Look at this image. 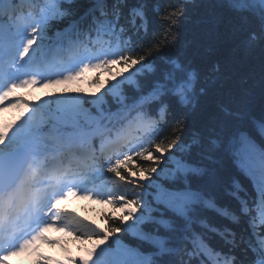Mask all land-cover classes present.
<instances>
[{
    "label": "snow or ice",
    "instance_id": "obj_1",
    "mask_svg": "<svg viewBox=\"0 0 264 264\" xmlns=\"http://www.w3.org/2000/svg\"><path fill=\"white\" fill-rule=\"evenodd\" d=\"M193 7L208 9L204 32L223 13L245 48L264 51V0H0V112L28 113L0 126V264L24 253L37 264H264V111L252 113L248 79L225 90L218 61L202 70L187 56H164ZM104 71L111 80L98 94L35 105L17 96ZM259 81L264 105V58ZM213 91L231 103L204 113L185 138L189 115ZM225 156L247 186L225 183ZM74 197L111 205L106 226L59 207ZM208 212L227 223H211ZM51 230L87 255L40 253V242L58 243Z\"/></svg>",
    "mask_w": 264,
    "mask_h": 264
},
{
    "label": "trees",
    "instance_id": "obj_2",
    "mask_svg": "<svg viewBox=\"0 0 264 264\" xmlns=\"http://www.w3.org/2000/svg\"><path fill=\"white\" fill-rule=\"evenodd\" d=\"M131 2L136 3L137 0H131ZM143 2L151 6L157 3H166L168 0H143ZM206 2L207 0H195L196 4ZM149 10L151 11V7ZM207 11L208 9L205 7H193L189 10L190 19L179 25V39L176 46L168 49L164 56L165 58L172 56L181 59L187 56L194 66L202 70L205 68V61H218L226 78L225 90L241 78L248 79L251 84V111L258 118L264 111V105L261 104L260 100L259 81V67L262 58H264V51L259 46L251 49L245 48L242 45L244 33L237 29L235 26L236 21L230 20L223 13L217 15V23L214 29L208 33L204 32L199 26V21ZM150 20V27L153 31L162 29L161 23L156 20L155 16H151ZM221 103H231L226 91L223 93L213 91L208 96L202 97L199 107L188 117V129L185 138L200 126L204 113L213 110ZM138 163H142V161H138ZM220 169L225 183L236 180L242 185H248V179L241 173L233 159L225 156L220 162ZM214 191L220 198L221 203L230 202L224 195L222 185L216 186ZM105 215H102L101 218L106 225ZM206 215L209 221L217 226H224L227 223V221L216 216L215 213L208 212Z\"/></svg>",
    "mask_w": 264,
    "mask_h": 264
},
{
    "label": "rangeland",
    "instance_id": "obj_3",
    "mask_svg": "<svg viewBox=\"0 0 264 264\" xmlns=\"http://www.w3.org/2000/svg\"><path fill=\"white\" fill-rule=\"evenodd\" d=\"M120 71H123V69H119ZM117 69L113 68V72H116ZM101 85H93L92 87H87L86 84H75L74 88L68 90V91H59L57 94L53 93H40L35 96V99L38 101V103H41L42 101L54 98L55 96L59 95H83L85 97L90 96L92 94H98L101 91H103L105 81L111 80V75L107 73L104 75L101 79ZM2 125V124H0ZM85 205L84 203H81L79 205L72 207V212L76 213L78 216L84 218L85 220L98 225L100 228H104L105 222L102 220V215H112L113 214V208L111 205L103 204L90 206L91 208H95L94 211H87L83 212L80 210V206ZM118 215V213H117ZM44 248V253H45ZM47 255H50L53 257V261H67L68 257H73L75 259H80L81 257H84L87 255V251L85 248L81 247L77 242H70L66 243L60 246L55 247L52 251L48 252Z\"/></svg>",
    "mask_w": 264,
    "mask_h": 264
},
{
    "label": "bare ground",
    "instance_id": "obj_4",
    "mask_svg": "<svg viewBox=\"0 0 264 264\" xmlns=\"http://www.w3.org/2000/svg\"><path fill=\"white\" fill-rule=\"evenodd\" d=\"M106 75V74H105ZM91 77V76H90ZM89 76L88 77H85L84 79L85 80H88ZM54 94H57V92L55 90H53ZM63 92V91H62Z\"/></svg>",
    "mask_w": 264,
    "mask_h": 264
}]
</instances>
